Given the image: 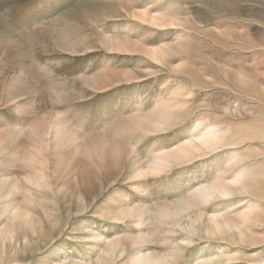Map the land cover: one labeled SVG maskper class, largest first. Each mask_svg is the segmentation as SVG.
<instances>
[{
  "label": "rangeland",
  "instance_id": "374dc122",
  "mask_svg": "<svg viewBox=\"0 0 264 264\" xmlns=\"http://www.w3.org/2000/svg\"><path fill=\"white\" fill-rule=\"evenodd\" d=\"M157 1L0 0V264H129L146 256L161 264H264V19L250 21L253 12L243 8L227 22L195 21L192 0ZM263 5L254 11L263 14ZM146 8L151 17H172L174 27L131 17ZM225 29L256 38L257 48L222 52L204 36L231 34ZM103 37L129 51H112ZM147 48L178 51L157 63ZM229 71L243 84L223 76ZM163 109L171 115L159 117L160 131L132 126ZM55 113L70 137L60 135L53 149ZM211 127L221 132L216 147L134 178L133 167L147 169L155 152L197 141ZM93 137L106 150L118 142L128 155L92 156ZM38 142L45 166L33 176L24 160ZM82 178L103 189L89 197ZM235 179L248 185L247 195L201 204V189ZM131 209L144 213L140 225L118 219ZM252 213L258 222L246 226ZM197 214L205 224L228 221L226 237H208ZM115 243L116 256L103 262Z\"/></svg>",
  "mask_w": 264,
  "mask_h": 264
},
{
  "label": "bare ground",
  "instance_id": "6f19581e",
  "mask_svg": "<svg viewBox=\"0 0 264 264\" xmlns=\"http://www.w3.org/2000/svg\"><path fill=\"white\" fill-rule=\"evenodd\" d=\"M192 1H193V3H196L198 5L197 7H195V6L193 7L194 13L196 14V16H195L196 18H194L195 21H201L203 18L206 19V18L211 17V19L208 21H212L214 18H217V20L220 19L221 21L224 20L227 22L229 20L235 19L236 17H239V13L243 8H247V10L253 12V14H251L249 16L251 18L250 21H255L254 20L255 17L257 18V20L261 18V21L264 19V5L261 6V10H263V12H262L263 14H258L260 11V10H258V8H256L257 10L254 11L255 5L260 1L262 2V4H264V0H255V1L243 0V2L247 4L245 7L242 6V4H240L239 0H192ZM157 2H155V3H157ZM254 3H255V5H254ZM199 5H201L203 7L200 8ZM134 8H135V6H134ZM149 12H150L149 9L146 8L144 13L143 12H139V13L132 12L131 15H133V16H131V17H134L135 19H137L141 22L148 23L152 27H155V29L160 28V29L168 30V28L172 29V27H174V25H175L174 21L175 20L172 19V17L171 18L165 17L164 14H158V15H155L154 17H151L148 14ZM193 24L194 23H192V27H191L192 29H194ZM226 31H229V30H226ZM229 32H231V31H229ZM233 34H234V32H231V34H227V33L221 31V32L217 33L215 37L209 32H207L204 36L206 38L212 40L211 43H214V45H216L218 47H222V50H221L222 52H226V50L230 47L241 48L240 46H243V45H246L247 48H251V49L257 48L258 40L256 38H252V37L245 38V39L239 38V37L236 38L235 35H233ZM103 38L105 40L104 42H106L107 44H109L111 41L113 42L112 45H110V44H109L110 46L107 45V47L112 49V51L117 52V50H120L121 48H124L125 50L129 51V49H127L126 46H122L120 48L119 40L114 42L113 40H111L110 37L109 38L103 37ZM208 39L204 40V41L210 42V40H208ZM227 43H229L230 46L227 47L226 46ZM201 44H203V43H201ZM208 46L210 47V49L216 48V50H218V47L214 48L213 46L210 45V43L208 44ZM130 50H132V49L130 48ZM143 51L146 54H148L153 61H155L157 63H162L164 53L167 54L169 51L177 52L178 50L173 49V48L172 49L168 48L167 51H163V49L157 48L153 52V51H151V49L147 48L146 50H143ZM237 51L239 52L240 50L237 49ZM253 51L254 50H252L251 52H253ZM223 76L226 77L229 81L236 82L238 85L243 84L240 74L237 75L235 73L233 75L231 73V71H229V72L224 73ZM107 78H108V76H107ZM17 83L20 84L19 82H17ZM167 107H168L167 109L172 110V109H170L169 105H167ZM167 109H163L164 111H162V112L160 111L158 116L152 118V120L150 122H148V121H143V122L133 121L132 126L135 128L141 127V126H150L152 128L151 131H157V130L160 131L161 129L159 127L165 125L164 121L160 120V118H161L160 116L163 113L168 115V116L171 115V113H168ZM61 117L62 116L60 113H55L56 119H55L54 127H53L54 130L52 132L53 133V140H54L53 149L56 147H59V144L64 141L63 138L59 137L60 135H63V136L66 135V136L70 137V134L67 131L69 129V126L64 123L65 120L61 119ZM142 130H143V128H142ZM147 131H149V130H146L145 132H147ZM221 141H222L221 132L217 131L215 127H211V129H209L206 133L202 134L200 136V139H198L197 141H191V140L187 141L186 143H184L180 146H177L176 148H173L170 151L155 152V154L153 155L154 160L152 163L149 164V167L147 169H145V168L139 169L138 166L133 167L135 169L134 173H137V175L134 178L138 179V182H140L141 181L140 179H143V177L145 175L161 173V172L168 169L167 168L168 165H171V164L176 163V162H180V164H181V162L187 161L197 151H202V150H206V149L216 147L217 145H219L221 143ZM91 143H93L91 149L94 150L93 151L94 153H90V154L92 156H95L96 158L97 157L101 158L102 160H105L108 157V156H106V154L109 155L110 153H113L115 155V158H113L115 160V162L121 161L122 158H124L125 156L128 155L126 147L123 146L124 147L123 148L121 146V144H119L118 142L114 143V147H109V149H107V150L105 149V146H104L106 144L105 140H102L100 138H96V139L94 138V140H92ZM19 146L20 145H18L17 148H19ZM34 149L36 150V152H34V150H33V153H28L27 157L25 158L24 161L27 165L26 169L28 170V168H29L30 172L33 173V176H36L35 175L36 173L41 174V173H38L35 171L37 170V167L39 168V166L40 167L45 166L44 162H43V161H45V158L43 160V155L41 154L43 147L41 146L40 142H38V146L36 145L34 147ZM132 153H133V151H132ZM58 155H54L55 160H57ZM11 156H12L11 161H13L14 160L13 155H11ZM29 163H32V165L30 166ZM169 168H170V166H169ZM143 169H145V170H143ZM259 176H261V177L264 176V173H260ZM82 180L84 182V193H89V197H94L97 190L103 189V188H96L92 183L93 181L91 182V180L89 178L88 179L82 178ZM223 183L224 182L217 181V182L213 183L210 187H206L204 189H201L199 192L201 194L205 193L203 196V202L201 200V204L202 203L203 204L208 203V201H211L214 199H220V198L223 199L225 197H230V196H234V195H242V194L247 195V193H248V185H244L239 179H235L234 183L233 182L228 183V184L227 183L223 184ZM138 187H140V185H138ZM15 189H16L15 186L8 187L6 189V193L4 194V200H6L9 197V195H11ZM189 205H190V203H189ZM189 205H186V206L188 207ZM195 206H196L195 204H193V203L191 204V207H195ZM254 209H257V205H254ZM20 214H21V212L19 211L18 214H16V215H19V217H21ZM143 214L144 213L141 212L139 209H131V211H129V212L125 211L123 214L117 215V217H118V219L122 218V216H125L127 218L130 217L133 219H139L137 221V224L140 225L141 224L140 218L143 216ZM164 214L165 213H163V215ZM173 215L174 214H172V216ZM255 215H257V214L252 213L251 215L247 216L246 219L244 220L245 221L244 223H246V224L249 222L250 223L251 222L257 223L259 218ZM224 220H225L224 218H221L220 220H215V219L211 218V219H208L209 222L207 224H205L201 221V216L199 214H197L196 218H195V223L203 226L205 234L208 237L223 240L226 237L223 235L224 232L229 231L231 228L228 221L226 222ZM230 223H233V222L231 221ZM205 225H210L211 227H207ZM246 226H248V224ZM16 230H17V228H15V231ZM8 231L11 232L10 229H8ZM142 243H143L142 240H138L136 245H139ZM117 250H118V243L111 244L109 251L107 253V257L103 262L110 263L113 260V258L116 256ZM136 254H138V253H136ZM161 263H162L161 260H156V259H154V257H151V256H146V257H142V258L135 257V258L129 260V264H161Z\"/></svg>",
  "mask_w": 264,
  "mask_h": 264
}]
</instances>
